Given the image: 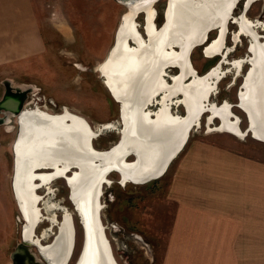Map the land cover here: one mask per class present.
<instances>
[{"label": "rangeland", "instance_id": "obj_1", "mask_svg": "<svg viewBox=\"0 0 264 264\" xmlns=\"http://www.w3.org/2000/svg\"><path fill=\"white\" fill-rule=\"evenodd\" d=\"M33 2L40 16L45 50L40 55L23 60L19 64L0 66V95L4 81L9 80L12 86L32 87L28 90L27 102L30 105L25 108H33L36 105L34 103H37L44 112L60 114L64 106L70 113L84 118L91 128L115 122V129L103 130L93 141L95 149H109L119 139L121 125L118 103L113 100L102 83L103 78L97 67L106 60L114 45L116 30L120 27L123 16L128 13L127 8L116 0H33ZM152 7L155 12L153 21L159 28L162 26L166 0H158ZM241 8L242 0H239L232 14L238 16ZM244 14L250 21L264 22V0L252 2ZM145 18L146 14L141 12L137 14L136 19L133 15L136 29L144 40ZM236 31L237 26L228 22L223 40L226 48L232 46V35ZM257 31L264 35L263 29L258 28ZM217 34L215 30L209 31L207 44L216 39ZM247 42V37L240 36L233 50L225 55L226 60L232 62L244 58L247 54ZM129 45L133 46L131 42ZM203 46V44L194 46L188 56L198 76H203L213 69L219 59L218 55L206 56L202 52ZM219 67L228 71L219 79L216 91L209 94L207 99L217 105L229 103L232 115L239 119L240 131L244 132L247 119L245 113L237 107V90L241 75L249 66L243 63L238 76H234V71L229 70L224 60ZM167 71L169 76L176 74L174 68ZM177 98L179 97L172 99L174 104L171 106V113L183 117L184 107L175 103ZM156 99L159 101V98ZM148 107L151 112H155L158 106L153 104ZM15 116H10L9 121L0 124V264L11 263L10 251L20 242L23 226L12 184L13 145L18 132V121ZM207 117L209 116L206 112L200 115L197 125L190 129L182 148L192 139L198 138L264 163L263 142L253 139L250 134L238 137L228 132L213 130L220 126V121L214 118L208 125ZM182 148L170 161L163 175L157 179L140 185L126 183L124 186L119 183L116 172L110 173L106 178L112 183L102 187L100 220L105 227V235L116 264H160L174 209L169 184ZM127 161L132 162L133 156L127 157ZM51 187L53 190L54 187L59 190L56 191L55 199L52 200L49 196L43 198L38 208H42L43 203L49 199L52 204H58L56 201H60L62 205L72 209L67 201L64 179L53 180ZM39 191L45 193L44 188ZM36 193L40 196L38 191ZM42 214L45 215L44 208ZM61 220L62 218L57 221ZM46 225L45 221H41L35 227L34 234L40 238V242L41 238L47 236L46 234L43 236V231L47 229ZM37 227L39 232L41 231L38 235ZM75 258L76 251L69 264H73Z\"/></svg>", "mask_w": 264, "mask_h": 264}, {"label": "bare ground", "instance_id": "obj_2", "mask_svg": "<svg viewBox=\"0 0 264 264\" xmlns=\"http://www.w3.org/2000/svg\"><path fill=\"white\" fill-rule=\"evenodd\" d=\"M228 1L230 2L233 0H168L164 13L165 22L160 28H162L167 22L166 11L168 8V21L170 22L173 19V22L170 23V29L167 31L164 41L171 43L172 45L178 44L184 46L186 43L190 42L189 39L194 38V33H199L200 27L205 28V26L213 22L216 24H222V20L224 19L227 12V7L223 8L221 5L227 3ZM254 1L256 0H245V10ZM152 9L153 8L149 7L145 9L144 13L141 12L144 15L146 14L145 33H147L146 36L148 35V42L143 39L142 43L138 44V42L141 41H137L134 37V34L135 36L137 35V29L135 25L136 21L135 23L133 21V15H135L136 19L138 13L127 9L128 13L123 16L120 25V29L122 31L118 32L117 46L114 50L110 51L106 58L105 64L100 66V70L107 78L108 85L105 82V87L109 92L110 90L112 91V93L118 98V102L122 103V118L124 121V126H126L129 131L124 129L123 133L126 131V134L120 143L114 145L111 149H109V151L98 154L95 157L97 161L101 162L98 167H96L98 168V170H96V178L103 180L106 176L105 173L112 169L109 172H117L120 175L122 185L126 182L141 184L153 179H157L163 175L170 161L179 152L182 145L186 141L188 137V127L191 125L194 119H197L198 121L200 104L207 94L208 87L205 83V80H198L197 75H193V80L188 82L182 80V85L192 82L183 89H180L178 86V78H173V84L168 87V93L167 95L163 96L162 100L164 101L166 97H170L171 94L182 92V101L186 106L187 116L183 119L181 118L182 120L180 121L175 117L177 121H174L175 119L171 120L169 118L170 116L167 117L165 115L163 109L157 111V107L154 113L155 115H150V118L151 116H155L154 119H144L146 113L150 110L142 109L143 106H147L149 102L152 103L153 99L158 98L157 95H162L163 93L162 91H158L160 89H165L162 87L157 77L158 65H164L168 62H173V64L176 63L180 65L182 72L185 73L182 66V60L179 56L180 54L174 53L176 50L174 52L170 50L167 54H163L160 59L157 58L158 60L154 58L156 50H158V44L161 42V38L160 34L155 29L156 26H153L154 11ZM205 31L202 36L190 42L186 48V51L190 47V52L196 44H204L207 34L209 31H211V28L207 30L205 29ZM246 31L248 32V30ZM252 33L250 35H252ZM129 37L136 41V46H130L127 44V39ZM219 47L220 43L217 40L212 43L208 49H206V53L211 55L216 51H219ZM172 48L174 49L178 47L173 45ZM261 48H255V50L253 49V53L249 49L250 53L248 54H250V56H253L252 54H254L251 62L249 61V55L245 56L243 62H246L248 59L249 70L246 74L243 88H241L244 89V93L241 95V100L238 101L237 105L239 108L241 105L242 109L247 113L250 123V130H248L246 133L241 132L237 126L238 120L237 122H230L227 120L228 115H230L228 112V107L227 116L224 109L220 108L216 110V107L214 108L213 113L219 116L221 119V124L219 127L213 130H229L238 137H244L249 133L253 139L264 143V50ZM237 62L236 64H238ZM153 63H155V66L151 68ZM236 64L234 65L238 67ZM168 67H172V65L163 67V75H168V71L166 70ZM241 68L242 64L240 69ZM102 73H100L101 76L103 75ZM179 73L180 69L178 68V74ZM209 76L217 77V74L212 72L209 74ZM162 78L164 79V76H162ZM194 78H196L198 81L194 82ZM164 80L166 81V79ZM156 106H159V104ZM24 108L25 106L21 112L16 115L17 118H19V115L22 113ZM43 112L44 111H40L38 108L36 110V113L41 114V116ZM25 116L28 119L21 120V131L19 134V127L15 143L18 139V134L19 139L17 144L14 143L13 145L14 158L15 145L18 155L17 167L16 158L14 159L15 174L13 179L15 182L13 184V188L23 220L21 234L22 238L26 241L36 243L39 246L40 252L50 264L68 263L69 258L67 256L69 251L67 249V242L68 239L70 241V235L72 231L69 212L57 204H52L46 201L47 208H45V212H47L48 209L51 214L45 216L40 212L41 210L37 206L42 197L37 195L36 190L40 186H45L49 192L50 181L54 177L62 175L64 168H66L68 165L75 164L78 166L79 171L76 172L75 175L69 180V185L73 191L72 198L74 204L83 216L81 219L85 226L87 235L86 253L82 257V260L79 262V264H116L112 260L108 242L103 235L105 234V227L99 220L98 210L100 209V206L97 200H95L97 197L96 195H98L96 194L97 191H95L96 195L93 194L92 201L89 203H85L84 198L79 200L77 195V193H79L78 189L88 181V178L94 171V168L91 167L88 161H86V146H89L87 145L89 144V141L87 143L89 134H87V131L84 129L85 126L83 127V123L74 119L71 121L70 125L64 126L61 123L62 117L58 115V117L54 119L51 117V120L35 117L36 125L34 126V124L32 125L29 120L32 118L29 117V115ZM211 120L212 119L210 118L208 121L211 122ZM48 138L55 139L56 144L54 145L53 150H45L42 153H38L33 156H25L23 154L24 151L25 154L31 152L33 149H36L35 147H47L48 143L46 140ZM43 141L45 144L42 145L41 143ZM130 154L133 155V162L127 163L125 161V156ZM57 163L61 164L62 166L55 167L54 173H36L33 169L35 167H46ZM36 170L43 171L46 169L37 168ZM72 173L73 172H71V175ZM34 178L38 180L39 183H35V181H33ZM59 207L64 211L61 222H57L60 233L52 244L43 246L39 240L40 238L34 234L35 227L38 225L37 222L42 219L50 222L56 221V216L54 213H52V211L58 209ZM84 208L87 210L89 209V212L84 213ZM46 232L47 230L43 231V236L46 234ZM99 235L101 236L102 240L100 239ZM94 251L97 254L96 261L93 257Z\"/></svg>", "mask_w": 264, "mask_h": 264}, {"label": "crops", "instance_id": "obj_3", "mask_svg": "<svg viewBox=\"0 0 264 264\" xmlns=\"http://www.w3.org/2000/svg\"><path fill=\"white\" fill-rule=\"evenodd\" d=\"M33 0H0V66L45 50ZM174 204L160 264H264V163L192 139L169 184Z\"/></svg>", "mask_w": 264, "mask_h": 264}, {"label": "flooded vegetation", "instance_id": "obj_4", "mask_svg": "<svg viewBox=\"0 0 264 264\" xmlns=\"http://www.w3.org/2000/svg\"><path fill=\"white\" fill-rule=\"evenodd\" d=\"M234 1L235 0H233V1H228L227 3H225V4H222L221 5V7H227L226 9H227V12H226V14H225V17H224V19L222 20V24H216L215 22H213V23H209L207 26H205V28L204 27H200V29H199V33L198 34H196V33H194V35L195 36H193L194 38H192V39H189L190 40V42L192 41V40H194V39H196V38H198V37H200V36H202L203 35V33H204V31H205V29L207 30V29H210L211 28V30H215V31H217V38L216 39H214L210 44H207V42L205 41L204 42V46L202 47V52L206 55V56H214V55H218L219 56V59H218V61H217V63L214 65L215 67L213 68V69H211L209 72H207L205 75H203V76H198L197 74H196V71H195V69L192 67V65H191V63H190V60H189V52H188V55H186L185 54V52H186V48H187V46L190 44V42H188V43H186V45H184V46H182V45H178V44H173V45H175V46H177L178 48H172L173 47V45L171 44V43H168V42H165L164 41V39L166 38V34H167V31L170 29V23H172L173 22V19L169 22L168 21V15H169V8L167 9V11H166V19H167V22H166V24L162 27V28H155L156 30H157V32L160 34V38H161V42L158 44V47H157V49L158 50H156V53H155V55H154V58L155 59H157V58H161L162 56H163V54H167L170 50H172L175 54H180L179 56H180V59L182 60V66H183V69H184V71H185V73L184 72H182V70H181V67H180V65H178V64H176V63H174L173 64V62H168V63H166V64H164V65H162V64H160V65H158V68H157V77H158V79H159V82L161 83V85H162V87H164L165 89H160L158 92H160V91H162L163 93H162V95L160 94V95H157V97L159 98L160 96V98H159V106H158V110L157 111H159L160 109H163V111H164V113H165V115L167 116V117H169L171 120H173V119H175V117H176V119H179V121L180 120H182L183 118H185L186 116H187V109H186V106H185V104L183 103V94H182V92H177V93H175V94H177L178 96H176L175 94H171L170 95V97L168 96V97H166V99L163 101L162 99H163V96L164 95H167V93H168V87L169 86H171L172 84H173V78H178V86H179V88L181 89H183V88H185L188 84H190V83H192V82H190V83H188V84H186V85H182V83H181V81L183 80V81H188L189 80V78H190V75H189V73H193V71L195 72V74L197 75V79L198 80H205V83L207 84V94H206V96L204 97V99L205 98H207L208 96H209V94H211V93H214V91H216V84H217V82L219 81V79L220 78H222L223 77V75L226 73V71H228V69H226V70H223V69H221L219 66H220V64L221 63H223V60H224V63H226L227 62V64H228V66H229V70H232V71H234V76H238L239 75V73H240V71H241V69H240V67H241V64H243V63H246V62H243V60L245 59V57L242 59V61H241V59H237V60H233L232 62H229V61H227L226 60V58H225V55L227 54V53H229L230 51H231V49L233 50V46H235L237 43V41H239L240 40V36H243V37H247L248 38V42H247V45H248V48L250 49V51L253 53V51L255 50V48L256 49H260L261 47V49H263L264 50V35H262L261 36V34L259 33L258 34V31H257V29L258 28H260V29H263L264 30V24H263V22L261 23V22H258V21H256V22H253V21H250L249 19H247L246 18V16H245V14H243L244 12L243 11H245V9L242 11V8H241V11H240V14L238 15V16H234L233 14H232V11H233V9H234V7H235V5H236V3L238 2V1H236V3L235 4H233L234 3ZM243 1L244 0H242V7H243ZM245 3V2H244ZM221 9V8H220ZM220 9H218V10H220ZM166 10V9H165ZM183 10V9H182ZM181 10V11H182ZM165 13V12H164ZM242 16H243V19H242ZM241 17V18H240ZM153 19H154V16H153ZM247 20H249V21H247ZM168 22H169V24H168ZM228 22H230V23H233V24H235L236 26H237V31L236 32H233V33H235V34H233L232 35V40H231V37H230V40H231V45L232 46H229L230 48H226V47H224L225 45H224V38H225V34H226V32H227V24H228ZM239 22V23H238ZM243 22V23H242ZM164 23V22H163ZM258 23V24H257ZM145 24H146V19H145V23H144V30L143 31H145L146 32V29H145ZM240 24V25H239ZM163 25V24H162ZM247 25V26H246ZM153 26H155V23H154V21H153ZM246 26V27H245ZM136 27H137V25H136ZM168 27V28H167ZM239 27V28H238ZM243 27V28H242ZM248 27V28H247ZM241 28V29H240ZM250 28V29H249ZM161 30V31H160ZM240 30V31H239ZM246 30H248V32L246 31ZM251 30V31H250ZM119 31H122L121 29H120V27H119ZM239 32V33H238ZM253 32V33H252ZM205 33H206V31H205ZM237 33V34H236ZM252 33V35H250ZM146 34L147 33H145V35H144V37H146V39H145V41L146 42H148V35L146 36ZM249 36H248V35ZM254 34V35H253ZM205 36V35H204ZM236 36V37H235ZM251 36V37H250ZM255 36V37H254ZM257 37V38H256ZM204 38V37H203ZM256 38V39H255ZM115 39V38H114ZM207 39V38H206ZM238 39V40H237ZM253 39V40H252ZM259 39V40H258ZM219 41V43H220V47H219V51H216L215 53H213V54H207L206 53V49H208V47L212 44V43H214L215 41ZM257 40V41H256ZM261 40H262V42H261ZM129 42H130V39L128 40ZM233 41V42H232ZM251 42V43H250ZM253 42V43H252ZM235 43V44H234ZM258 43V44H257ZM132 44V43H131ZM202 44H198V45H195V46H201ZM133 46H134V43L132 44ZM224 45V46H223ZM258 45H259V47H258ZM253 46H255V47H253ZM225 48V49H224ZM252 48V49H251ZM254 49V50H253ZM110 53V52H109ZM109 55V54H108ZM249 55V61L251 62V60H252V58H253V56H254V54H252L253 56H250V54H248ZM109 57H111V56H109ZM183 57V58H182ZM188 57V58H187ZM154 58H153V60H154ZM233 59V58H232ZM158 60V59H157ZM237 61H240V62H237ZM105 62H106V60H104V62H102L98 67H97V71H100V73H102V71L100 70V66L102 65V64H105ZM108 62V61H107ZM236 62L238 63V64H236ZM189 63V64H188ZM231 63V64H230ZM241 63V64H240ZM234 64H236V65H238V67L237 66H235ZM247 64V63H246ZM168 65H172V67H168L166 70H169L170 68H174L175 70H176V74L175 75H173V76H169V75H163V67H165V66H168ZM234 65V66H233ZM248 65V64H247ZM155 66V63H153V65H151V68H153ZM174 66H176V67H174ZM180 69V73L178 74V68ZM237 67V68H236ZM248 68V67H247ZM192 69V70H191ZM216 69V70H215ZM237 69H239V71L237 72V73H235V70H237ZM251 69V68H250ZM212 72H215L216 74H217V77H210L209 76V74L210 73H212ZM103 74V73H102ZM178 74V75H177ZM244 74V72L242 73V75ZM101 75V74H100ZM242 75H241V78H242ZM162 76H164V79H166V81L162 78ZM187 76V77H186ZM170 77H171V79H170ZM185 79H184V78ZM102 78H103V84L106 82V84H107V78H106V76H105V74H103L102 75ZM196 78H194V82L195 81H198ZM163 82V83H162ZM233 83V82H232ZM108 85V84H107ZM167 85V86H166ZM215 85V86H214ZM105 86V85H104ZM106 88V87H105ZM107 89V88H106ZM6 90H8L10 93H14V95L18 98V100L20 101V106H21V108L23 109V107L24 106H28V105H30L27 101H28V95H29V92L28 91H24L23 92V90L21 89V88H16V89H14L13 88V86L12 85H10L9 84V82H4L3 83V85H2V94L0 95V99L3 97V95H4V93L6 92ZM108 91V90H107ZM242 91V92H241ZM109 92V91H108ZM244 93V89H241L240 90V92H239V97H240V100H241V95ZM109 94H110V96L113 98V96L111 95V93L109 92ZM172 95H175L174 97L172 96ZM172 96V97H171ZM176 97H179V98H177L176 99V102L175 103H177V104H180V105H182L183 107H184V111H185V115L183 116V117H180V116H178V115H172V113H171V106L174 104H171V101H173L172 99H174V98H176ZM171 99V100H170ZM202 100L201 101V104H200V112H199V117H200V115L203 113V112H206L207 114H208V116L209 117H207V123H208V125H210L211 124V122H212V120L214 119V118H217L219 121H220V124H221V119L219 118V116H217V115H215L214 113H213V110H214V108L216 107V110H218V109H220V108H222V109H224V111H225V113H226V116H227V114H228V112L230 113V115H232V113H231V110H230V105H229V103L227 104V102H224V103H222L221 105H217V104H215L214 102H211V104H210V102L208 101V99H207V104L205 105L204 104V101L205 100ZM113 100L115 101V99L113 98ZM181 100V101H180ZM163 101V102H162ZM169 101H170V103H169ZM117 102V101H116ZM162 102V103H161ZM182 102V103H181ZM31 103V102H30ZM118 103V111H120V105H119V103L120 102H117ZM164 103V104H163ZM225 103H226V105H225ZM34 104H36V105H34ZM33 105H34V107L33 108H24V110L22 111V113L19 115V118H16L17 119V121H18V128L21 126V120L23 119V120H25V119H28L25 115H29V117H31L32 119H29L30 120V123H32V125L34 124V126L36 125V122H35V117L37 118V117H39V118H41V119H46V120H51V117H52V119H54V118H57L58 116H60V117H62L61 118V120H62V124L64 125V126H68V125H70V123H71V121L74 119V120H77V121H79V122H81V123H83L82 124V126L84 127V129L87 131V134H89L88 135V140H87V143H88V141H89V144H87V145H89V146H86V153H87V160L86 161H88L89 163H90V165H91V167H93L94 168V171H93V173L90 175V177L88 178V181L86 182V183H84L83 185H82V187H80L79 189H78V191H79V193H77V195H78V198H79V200H82V198H84V201H85V203H89L90 201H92V197H93V194H95V191H97V193L96 194H98V195H96L95 197H96V199L95 200H97V202H98V204H99V206H100V209L98 210V215H99V220H100V211H101V209H102V207H101V203H100V198L102 197V195H103V190H102V187H103V185H110L111 183H112V181H109V182H107L108 180L106 179L107 177H108V175L110 174V173H112V172H108L107 174H106V176L104 177V179L102 180V179H98V178H96V174H97V172H96V170H98V168H96V167H98V165L101 163V162H99V161H97L96 159H95V157L98 155V154H101V153H103V152H107V151H109V149H111L114 145H116V144H114V145H112L109 149H107V150H97V149H95L94 148V146H93V141H94V138H96L104 129L105 130H107V129H115V127H116V123L115 122H113L112 124L111 123H108V124H106V125H98L97 127H95V129L94 128H91L90 127V125L87 123V121L84 119V118H82V117H80V116H77V115H74V114H72V113H70L69 111H68V109H67V107H62V111H61V113L60 114H49V113H47V112H43L42 113V116H41V114H38V113H36V110H37V108L40 110V111H42L41 109H40V107L39 106H37V103H34ZM143 104V103H142ZM214 104H215V106H214ZM209 105H210V107H209ZM240 105V104H239ZM29 107V106H28ZM169 107H170V113H169ZM213 107V108H212ZM227 107H229V111L227 110ZM238 107V106H237ZM239 108V107H238ZM205 109H209V111H207V110H205ZM239 109H241L243 112H245L243 109H242V107H241V105H240V108ZM66 110V111H65ZM25 111V112H24ZM28 111V112H27ZM228 111V112H227ZM30 113V114H29ZM36 113V114H35ZM155 112H153V114H154ZM246 113V112H245ZM33 114V115H32ZM247 114V113H246ZM23 115V116H22ZM58 115V116H57ZM155 115V114H154ZM71 116V117H70ZM0 117H4V115L2 114V113H0ZM16 117V116H15ZM22 117V118H21ZM174 117V118H173ZM199 117H198V119H199ZM151 118L152 119H154L155 118V116H151ZM182 118V119H181ZM212 119L211 120V122H209L208 120L209 119ZM68 119V120H67ZM119 119H120V117H119ZM174 120V121H177V120ZM235 119H237V120H239L237 117H235ZM227 120H229L230 122H234L233 121V118L232 117H228L227 118ZM197 119H194V121L191 123V125L188 127V134H189V130L193 127V126H195V125H197ZM69 123V124H68ZM114 124V125H113ZM237 126H238V128H239V125L237 124ZM103 129V130H102ZM240 129V128H239ZM100 130V131H99ZM20 131H21V127H20V129H19V134H20ZM88 131H89V133H88ZM208 131H211V130H208ZM228 132V133H230V134H233V135H235L234 133H232L231 131H229V130H219V132ZM98 132V133H97ZM18 133V132H17ZM19 134H18V139H19ZM249 134V133H248ZM91 135V136H90ZM92 135H93V137H92ZM17 137V136H16ZM18 139H17V141H18ZM91 139V140H90ZM17 141H16V143L15 144H17ZM47 141V147H44V146H42V147H35L36 149H33L31 152H28V153H26L25 154V151H24V155L25 156H33V155H36V154H38V153H42L43 151H45V150H53L54 149V145L56 144V142H55V139L54 138H51V139H47L46 140ZM261 142V141H260ZM185 143V142H184ZM37 146V145H36ZM183 146V145H182ZM14 148H15V158H16V167H17V164H18V155H17V150H16V145L14 146ZM92 148V149H91ZM182 148V147H181ZM99 152V153H98ZM14 153V152H13ZM90 155V156H89ZM129 156H133V155H128L127 157H129ZM127 157L125 158V161L127 162V163H131V162H129V161H127ZM22 158H23V156H22ZM24 160V159H23ZM133 162V161H132ZM97 163V164H96ZM60 166H62L61 164H59V163H57V164H52L51 166H46V167H44V166H41V167H35V168H33L34 169V171L36 172V173H43V172H45V173H47V174H49V173H54V171H55V167H60ZM37 168H43V169H46V170H44V171H39V170H36ZM48 168V169H47ZM77 170H76V169ZM51 169V170H50ZM74 170V171H73ZM53 171V172H52ZM79 171V169H78V166L77 165H75V164H70V165H68L66 168H64V172H63V174L62 175H60V176H56V177H54L51 181H50V183H49V185H50V189H49V192H48V190L45 188V186H40L36 191H38L39 192V194H40V196L42 197V199L40 200V202H42L43 201V198L44 199H46V198H48V196L50 197V199H52V200H54L55 199V196H56V194H57V192L59 191L58 190V188H56V187H54V190H53V188L51 187V183H52V181L53 180H56V179H58V178H62V179H64V181H65V185H66V187H67V201L70 203V205H71V207H72V209H69V207L68 206H66V205H62L61 203H60V201H56L58 204L57 205H60L61 207H63L67 212H69V218H70V223H71V227H72V231H71V233H73L72 235H73V239H72V241H69V239H68V242L67 243H70L71 242V244H70V246H71V252L70 253H68V258H69V261H68V263L67 264H69L70 262H71V259H73V255H74V253H75V251H76V258H75V261L73 262V264H75V262H76V260L78 259V256H79V254H80V252H81V249H82V247H83V244H84V241H85V229H84V224L82 223V219H81V217H83L82 215H81V212L77 209V207H76V205L74 204V201H73V198H72V196H73V191H72V189H71V186L69 185V180L75 175V173L76 172H78ZM71 172H73L72 173V175H71ZM65 173V174H64ZM117 173V172H116ZM68 174H70V175H68ZM118 174V173H117ZM118 176H119V183L122 185V182H121V178H120V175L118 174ZM68 178V179H67ZM67 179V180H66ZM107 180V181H106ZM35 181V183H39V181L38 180H34ZM126 183H131V182H126ZM126 183H124L123 185L125 186L126 185ZM146 183V182H145ZM131 184H136V183H131ZM141 184H144V183H141ZM96 185V186H95ZM136 185H140L139 183L138 184H136ZM41 188H44V189H46L45 190V193L43 192V191H39ZM52 189V190H51ZM13 190H14V188H13ZM35 191V190H34ZM57 191V192H56ZM15 192V191H14ZM91 192V193H90ZM53 193V194H52ZM15 194V193H14ZM52 194V195H51ZM92 194V195H91ZM16 198V197H15ZM17 200V199H16ZM48 202H50V203H53V202H51L49 199L47 200ZM60 203V204H59ZM38 204H39V202H38ZM38 204H37V206H38ZM56 204V203H55ZM47 204H46V202H44L43 203V207L42 208H40V212L42 213V209L44 208V213H45V215H48V214H51V212L47 209V212H45V208H47V206H46ZM89 207H90V205H89ZM61 209V210H60ZM84 210V213H87V212H89V209L87 210V209H83ZM19 211H20V209H19ZM64 211H63V209L62 208H58V209H55L54 211H52V213H56L55 214V216H56V221H54V222H50V221H47V220H40L39 222H37L38 224L41 222V221H45V223L47 224L45 227L47 228L46 230H47V232H46V234H47V236H46V238H41V243L42 244H47V245H50L51 243H53V240L54 239H56L55 237L60 233L59 231H60V229H59V225L57 224V220H60V218H62V216H63V213ZM21 213V212H20ZM56 222V223H55ZM61 222V221H60ZM100 222H101V220H100ZM40 226V225H39ZM38 226V227H39ZM38 227H37V229H36V235H38V234H40V232H39V230H38ZM45 227H43V228H45ZM42 228V229H43ZM49 228H50V230H49ZM41 229V230H42ZM21 234H22V231H21ZM79 234H81V239L79 240ZM104 235V237H105V239H106V241L108 242V247H109V250H110V252H111V257H112V260L115 262V260H114V257H113V254H112V249H111V246H110V243H109V241L107 240V238H106V235L105 234H103ZM48 237H50L48 240H46ZM21 239H22V236H21ZM21 241V240H20ZM55 241V240H54ZM17 244V243H16ZM16 244L14 245V247H13V249L10 251V254H11V252L14 250V248H15V246H16ZM27 244L31 247V252H33L34 254H35V256H36V258H32V262H31V264H50L49 262H48V260L42 255V253L40 252V249H39V246L36 244V243H30V242H27ZM10 260H11V258H10Z\"/></svg>", "mask_w": 264, "mask_h": 264}, {"label": "water", "instance_id": "obj_5", "mask_svg": "<svg viewBox=\"0 0 264 264\" xmlns=\"http://www.w3.org/2000/svg\"><path fill=\"white\" fill-rule=\"evenodd\" d=\"M116 1H118L121 4H123L128 10H132L135 13H140V12H143L144 13L146 8H149V7L153 8L152 7L153 4L155 2H157L158 0H116ZM167 1L168 0H166V3H167ZM236 1H239V0H235L234 1V4L236 3ZM244 2H245V0L243 1L242 11L245 9ZM153 11H154V9H153ZM163 22H165L164 13H163ZM163 22H162V24H163ZM118 32H119V28L116 30L114 45L112 46V48H111L110 51L114 50L116 48V46H117ZM136 32H137V35L135 36V34H134V37L136 38L137 41H139V40L141 41V42H138V44L139 43H142V40H143L142 35L138 31H136ZM143 33L145 35V31H143ZM129 38H130V42L131 43H134V45L136 46L137 45L136 44V41L133 40V38H131V37H129ZM128 39H127V44H129ZM200 43H202V42H200ZM196 45H198V44H196ZM189 49H190V47L185 52L186 55H188ZM248 53H250V51H249V48L247 47V54L244 55V57L247 56ZM246 63L249 64L248 59H247ZM248 70H249V67L246 69L245 73L242 75L241 81H240V83L238 85V90H237V105H238V101H240V98H239V90L241 88H243V83H244L246 74L248 73ZM238 71H239V69L238 70H235V73H237ZM189 75H190V78H189L188 81L193 80V75H196V74L193 71V73H189ZM4 82H9V80H5ZM13 88L14 89L21 88L23 90V92L24 91H28L29 89H32L31 86H26V88L25 87H19V86H13ZM110 93L113 96V98L115 99V101L118 102L119 101L118 98L112 93L111 90H110ZM175 95H177V94H175ZM175 95H172V96H175ZM204 100H205L204 101V104L206 105L207 104V98H205ZM173 103L174 102H171V104H173ZM153 104L158 105L159 103H158V101L156 99H153L152 103L149 102L147 104V106H150V105H153ZM119 105H120L119 117H120V125H121V127L119 129V139H118L117 143H120L122 141V138L126 134V131H125V133H123V130L126 129L127 131H129L128 128L126 126H124V121H123V118H122V109H123L122 108V103H119ZM147 106L144 105L143 108H142V109L150 110L149 112L146 113L144 119L147 118L148 120H150L151 119L150 118V115H152L153 113L151 112L152 110L149 107H147ZM228 109H229V107H228ZM21 110H22V108L20 106V101L18 100V98L14 95V93H10L8 90H6V92L4 93L3 97L0 99V113H2L4 115V117H0V124L3 123V122H5V121L6 122L9 121L10 116L18 115L21 112ZM205 110L209 111V109H205ZM228 117H232L233 118V121L234 122H237V119H235V117H233V115H228ZM246 119H247V126L244 129V132L245 133L248 130H250V123H249V119H248L247 114H246ZM126 157L127 156H125V158ZM14 168H15V161H14ZM111 170H109V171H111ZM109 171H107L105 174H107ZM34 180H35V178H34ZM14 182H15V180L13 179L12 184H14ZM84 229H85V226H84ZM72 239H73V235L71 233V235H70V241H72ZM100 239L102 240L101 236H100ZM54 240H53V242H54ZM86 240H87V235H86V229H85V241H84L83 247L81 249V252H80V254L78 256V259L76 260L75 264H79V262L82 260V257L86 253V243H87ZM27 242H30V241H26L25 239L22 238L21 241L16 244L14 250L10 254V258H11V263L10 264H31L32 258H36L35 254L33 252H31V247L27 244ZM32 243H34V242H32ZM102 243H103V241H102ZM67 249H68V251L70 253L71 252V246H70L69 243H67ZM93 255H94L93 257H94V259L96 261L97 254H96L95 251H94V254Z\"/></svg>", "mask_w": 264, "mask_h": 264}]
</instances>
